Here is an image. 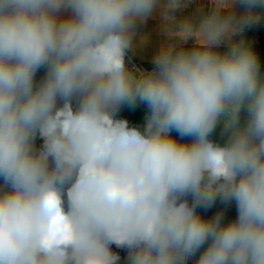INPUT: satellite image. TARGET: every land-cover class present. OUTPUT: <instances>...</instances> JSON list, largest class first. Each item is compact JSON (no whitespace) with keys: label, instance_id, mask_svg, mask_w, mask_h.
Here are the masks:
<instances>
[{"label":"clouds","instance_id":"1","mask_svg":"<svg viewBox=\"0 0 264 264\" xmlns=\"http://www.w3.org/2000/svg\"><path fill=\"white\" fill-rule=\"evenodd\" d=\"M195 2L0 0V264H118L113 246L127 264H264V73L234 39L264 0L177 15ZM148 19L155 66L130 68ZM138 102L142 127L117 118ZM218 199L234 219L200 214Z\"/></svg>","mask_w":264,"mask_h":264},{"label":"crops","instance_id":"2","mask_svg":"<svg viewBox=\"0 0 264 264\" xmlns=\"http://www.w3.org/2000/svg\"><path fill=\"white\" fill-rule=\"evenodd\" d=\"M207 9L209 7L208 0H196L195 3L191 4L183 12H178V16H188L193 13L197 8ZM244 9L242 7L237 8V14H242ZM262 17L257 23L253 26L246 28L243 35H237L234 39L240 40L243 39L246 43L250 44L253 51L256 53L261 70L264 69V10L258 12ZM160 20L159 19H148L146 23L142 24L138 28L137 38H134L133 44L134 47L130 49L126 56V62L128 64L129 59L137 63L144 71H150L154 67L153 59L154 56L160 47L163 36L159 28ZM140 35H147L149 37L148 41L144 44H140L138 37ZM191 46V42H189ZM264 73V71H263ZM45 75V70L41 69L38 71L36 80L37 82L43 78ZM149 109L146 104L137 103L134 107L124 105L117 112L118 119H125L129 122L130 126L142 127L148 115ZM221 128L218 127L216 132L213 134L212 139L221 145L224 144L225 140L221 137ZM43 141L38 137L36 140V146L39 148L42 146ZM200 214L205 218H211L216 215L218 212L224 213V220L228 222L234 219L237 215V209L235 203L225 205L220 202L218 199L210 208L207 210L200 208L198 209ZM113 251L120 255L121 259L118 264H127L128 253L125 249H118L113 246ZM203 249H201V252ZM200 253L198 252L196 256L190 258L187 261V264H196V261Z\"/></svg>","mask_w":264,"mask_h":264},{"label":"built area","instance_id":"3","mask_svg":"<svg viewBox=\"0 0 264 264\" xmlns=\"http://www.w3.org/2000/svg\"><path fill=\"white\" fill-rule=\"evenodd\" d=\"M128 66L130 68H137V69H142L137 63L129 59ZM153 69V67L150 69V71Z\"/></svg>","mask_w":264,"mask_h":264},{"label":"rangeland","instance_id":"4","mask_svg":"<svg viewBox=\"0 0 264 264\" xmlns=\"http://www.w3.org/2000/svg\"><path fill=\"white\" fill-rule=\"evenodd\" d=\"M264 69L261 70V72L263 73Z\"/></svg>","mask_w":264,"mask_h":264},{"label":"trees","instance_id":"5","mask_svg":"<svg viewBox=\"0 0 264 264\" xmlns=\"http://www.w3.org/2000/svg\"><path fill=\"white\" fill-rule=\"evenodd\" d=\"M263 22H264V19H263Z\"/></svg>","mask_w":264,"mask_h":264}]
</instances>
